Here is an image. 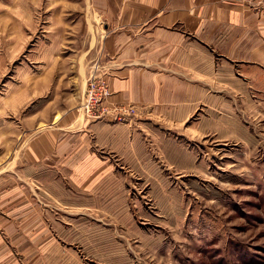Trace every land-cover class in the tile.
<instances>
[{
    "label": "rangeland",
    "instance_id": "rangeland-1",
    "mask_svg": "<svg viewBox=\"0 0 264 264\" xmlns=\"http://www.w3.org/2000/svg\"><path fill=\"white\" fill-rule=\"evenodd\" d=\"M89 5L0 0V169L54 115L84 114ZM218 99L219 110L199 108L182 129L160 118L135 129L132 120L127 162L106 177L101 202L55 211V234L36 237L20 261L264 264V92Z\"/></svg>",
    "mask_w": 264,
    "mask_h": 264
},
{
    "label": "crops",
    "instance_id": "crops-1",
    "mask_svg": "<svg viewBox=\"0 0 264 264\" xmlns=\"http://www.w3.org/2000/svg\"><path fill=\"white\" fill-rule=\"evenodd\" d=\"M85 23L88 77H105L109 107L136 114L92 122L77 106L25 137L0 169V264H23L36 237L50 240L55 211L101 202L106 177L127 162L132 120L182 129L199 108L219 110V96L264 92V0H90Z\"/></svg>",
    "mask_w": 264,
    "mask_h": 264
},
{
    "label": "built area",
    "instance_id": "built-area-1",
    "mask_svg": "<svg viewBox=\"0 0 264 264\" xmlns=\"http://www.w3.org/2000/svg\"><path fill=\"white\" fill-rule=\"evenodd\" d=\"M110 94L111 88L105 77L93 71L87 80L81 105L87 120L126 122L136 114L133 104L109 107L107 102Z\"/></svg>",
    "mask_w": 264,
    "mask_h": 264
}]
</instances>
